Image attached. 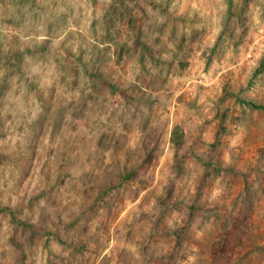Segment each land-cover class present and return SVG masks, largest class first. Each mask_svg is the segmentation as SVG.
<instances>
[{
	"label": "rangeland",
	"instance_id": "obj_1",
	"mask_svg": "<svg viewBox=\"0 0 264 264\" xmlns=\"http://www.w3.org/2000/svg\"><path fill=\"white\" fill-rule=\"evenodd\" d=\"M255 105L264 0H0V264H264Z\"/></svg>",
	"mask_w": 264,
	"mask_h": 264
},
{
	"label": "trees",
	"instance_id": "obj_2",
	"mask_svg": "<svg viewBox=\"0 0 264 264\" xmlns=\"http://www.w3.org/2000/svg\"><path fill=\"white\" fill-rule=\"evenodd\" d=\"M255 108H258V109H264V106H254ZM180 128L178 129H176V130H174V133H173V139H174V141H175V139L178 137L179 139L182 137V132H181V134H180Z\"/></svg>",
	"mask_w": 264,
	"mask_h": 264
}]
</instances>
